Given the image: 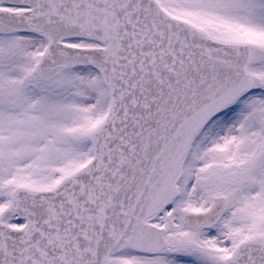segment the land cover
<instances>
[{
	"label": "snow or ice",
	"instance_id": "6c2138e0",
	"mask_svg": "<svg viewBox=\"0 0 264 264\" xmlns=\"http://www.w3.org/2000/svg\"><path fill=\"white\" fill-rule=\"evenodd\" d=\"M0 264H264V0H0Z\"/></svg>",
	"mask_w": 264,
	"mask_h": 264
}]
</instances>
